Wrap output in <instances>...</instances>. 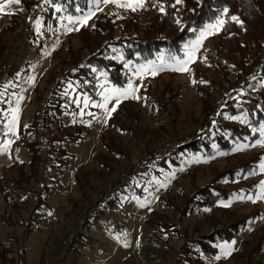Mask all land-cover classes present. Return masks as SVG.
<instances>
[{
  "label": "trees",
  "instance_id": "16d2710c",
  "mask_svg": "<svg viewBox=\"0 0 264 264\" xmlns=\"http://www.w3.org/2000/svg\"><path fill=\"white\" fill-rule=\"evenodd\" d=\"M89 1L20 0V4L28 13L42 17L45 25L55 26L61 17L83 14ZM142 1L140 9L120 19L114 14L98 15L91 25L72 34L78 46L68 40L66 46L52 52L53 67L43 88H35L32 102L37 107L31 122L26 127L18 126L19 142L27 151L28 162H14L6 168L10 177L3 175L0 179L4 204L0 223L12 231L8 239L14 240L12 246L0 238V264H26L24 241L33 223L44 234L37 264H50L56 255L54 248L64 235L83 214H90L70 251L85 246L88 242L83 233L88 231L89 222L105 215L125 194L142 195L148 181L160 180V172L153 167L175 164L179 154L225 156L221 166L210 163L205 168L198 164L194 170H187L192 190L162 200V210L171 214L151 211L144 222L151 230L166 235L160 243L179 264H205L207 257L216 256L217 244L234 239L259 215L257 207L250 213H239L218 203L241 193L255 194L264 182V150L250 154L233 151L238 145L260 139L264 132V0ZM8 17V23L0 28V77L4 76L5 82L15 80L19 71L11 42L24 30L17 14ZM218 19L224 23L213 36V52L189 68L190 88L197 95L199 107L177 127V102L185 89L174 82L173 74L167 81L162 77L164 72H159L140 89L137 98L123 99L116 105L99 135L101 149L93 157L92 168H79L72 177L74 195L67 200L69 208L53 214L47 199L49 193L66 192L63 178L68 166L65 157L71 155L68 147L84 140L83 127L61 124L66 112L65 90L70 86L94 100L102 80L124 89L131 72L159 59L181 56L182 47ZM11 89H2L0 84V116L6 110ZM144 115L152 120V126L144 124ZM163 146L166 150L158 151ZM134 156L141 159L138 169L132 165ZM258 171L259 179L246 180ZM122 182L124 185L114 192ZM31 198L34 204L25 222L22 210L26 211ZM203 209H209V213L190 224L189 216ZM154 238L149 236L148 242ZM215 264H264V225L242 241L237 251Z\"/></svg>",
  "mask_w": 264,
  "mask_h": 264
},
{
  "label": "rangeland",
  "instance_id": "374dc122",
  "mask_svg": "<svg viewBox=\"0 0 264 264\" xmlns=\"http://www.w3.org/2000/svg\"><path fill=\"white\" fill-rule=\"evenodd\" d=\"M142 2V0H90L88 9L83 14L61 17L55 26L51 23L45 25L42 17L28 13L20 3L11 5L7 2L3 3L6 6L4 11L0 12V28L8 23L9 15L17 14L20 17L18 21L23 25L24 30H22L23 35H16L11 42L13 61L16 60L20 63L19 71L14 76L15 80L12 78L5 82L4 76L0 77L2 89L7 86L12 88V91L7 94L6 110L2 111L0 116V179L3 175H7V178L10 177L6 168L14 162L19 164L28 162L27 151L19 142L18 126L22 124L26 127L31 122L32 115L37 107L32 102L35 97V88H43L48 72L53 67L51 63L52 52L59 47L66 46L68 40H71L74 46H78V42L76 38L72 37V34L76 33L81 27L91 25L92 20L98 15L102 13L114 14L117 19H120L125 17L128 12L140 9ZM129 4L132 7L126 6ZM40 7L41 5L38 6V9ZM90 13L92 15L89 17ZM85 17H89L86 23L83 22ZM216 22L217 20L207 25L216 24ZM207 25L196 34L192 41L182 47L181 56L159 59L156 63H150L138 71L131 72L129 83L124 89H117L102 80L99 82V90L94 100L87 95L77 93L70 86L65 90L64 93L67 98L66 112L61 116V124L64 127L74 125L83 127L84 140L68 147L71 155L65 157L68 166L65 169L63 178L66 192L59 190L58 192L49 193L51 195L47 199V204H49L53 214L58 211L63 213L69 208L67 200L74 195V190L71 188L74 173L79 168L91 169L93 157L101 149L99 135L105 129L110 116L105 108L96 105L104 104L106 97L108 98L106 108L111 110L118 104L117 99L120 102L123 99L133 98V96L137 97L140 89L146 87L148 81H152L153 77L159 72H164L163 79L170 80L169 74L171 73L174 82L185 89L177 102L180 111L177 127L182 126L187 116L199 107L197 95L190 88L192 83L189 77V68L193 63L201 61L213 52L215 46L213 36L222 26L219 30L213 29L214 34H208L201 40V32L206 29ZM197 41H199L198 45ZM181 68L187 70H179ZM1 71L2 69H0ZM129 84L132 85L131 94L127 98L119 95L129 89ZM85 101H87V106H85ZM144 117V124L149 127L152 126V120L148 116L144 115ZM55 126L56 124L52 125L53 128ZM29 138L32 139V136ZM165 147L159 148L158 151H162ZM163 150H166V148ZM262 150H264V132H262L260 139L252 143L238 145L233 149L234 152L240 151L248 154ZM224 157L221 153H217L211 158L203 157L201 153L179 154L174 159L175 164L167 162L166 168L153 167L160 172V180L157 183L148 181L142 195L125 194L116 206L108 208L105 215L100 216L94 222H89L86 226L88 231L83 233L88 243L85 246L72 249L62 264H179L177 262L178 258L164 244L160 243V240L167 238L166 235L151 230L150 226L144 222L150 218L151 211H163L171 214L169 210H162V200L170 198L173 194H178L182 190H192L187 170H194L198 164H202L205 168L210 163L221 166ZM140 160L137 156H134L132 160L134 168L138 169L141 166ZM48 171L51 173V170ZM260 177L258 171L255 175L248 176L246 180L253 181ZM47 184L51 186L49 182ZM122 185H124V182L113 188L114 192ZM35 188L38 190V187ZM262 191H264V187L259 185L255 194L241 193L234 195L228 201L218 203L220 206L235 209L239 213H250L257 207L259 215L250 221L244 229L240 230L234 239L217 244L216 256L207 257L205 264H215L217 261L225 260L232 252L240 248L242 241L249 239L256 230L264 225V197L261 196ZM33 204L34 198H31L29 205L25 208L26 211L22 210V217L25 222ZM3 205L0 195V216ZM39 212L42 213L43 210H39ZM208 213L209 209H203L195 215L189 216L188 222L194 224ZM11 232L9 228L0 223V238L8 241V245L13 246L14 240L8 239ZM20 232L18 231L19 237ZM149 236L155 237L154 240L148 242ZM43 237L44 234L42 236L39 225L33 223L29 235L24 241L27 250L25 254L26 264H35ZM57 248L58 246L54 250H57Z\"/></svg>",
  "mask_w": 264,
  "mask_h": 264
},
{
  "label": "snow or ice",
  "instance_id": "6c2138e0",
  "mask_svg": "<svg viewBox=\"0 0 264 264\" xmlns=\"http://www.w3.org/2000/svg\"><path fill=\"white\" fill-rule=\"evenodd\" d=\"M180 2H181V0H176V3H180ZM7 3H8L9 5H11V4H13V3H15V4H19V3H20V0H7ZM5 6H6L5 4L0 3V12H3V11H4ZM126 6H127V7H132L131 4L126 5ZM159 10L163 12L165 9H164L163 6H161ZM224 12L226 13V12H227V9H225ZM91 15H92V13L89 14V17H90ZM89 17H85V19H84L83 22L86 23V22H87V19H88ZM231 19H232V20H238L237 17H232ZM223 23H224V21H223L222 19H218L217 22H216V24H209V25H207V26H206V29H205L203 32H201V35H200L201 40H202L206 35H208V34H214V32H212V30H213V29L219 30L220 26H221ZM198 44H199V41H197V45H198ZM193 51H194V49H193ZM190 57H191V54H190ZM179 70H182V71H183V70H187V69H186V68H181V69H179ZM131 92H132V85L129 84V89L126 90L124 93H120L119 95H122V96H124L125 98H127V97L131 94ZM133 98H137V97H134V96H133ZM107 101H108V98L106 97V98H105V102H104V104H100V105H96V106L101 107V108H105V111H107L108 114H109V116H110V115H111V112H112V111H115V108H112L111 110H108V109L106 108ZM84 103H85V106H87V101H85ZM117 103H119V99H117ZM261 170L264 171V166H262ZM261 185H262V187H264V182H261ZM261 196L264 197V191H262ZM249 199H251V197H249Z\"/></svg>",
  "mask_w": 264,
  "mask_h": 264
},
{
  "label": "built area",
  "instance_id": "2783aa9c",
  "mask_svg": "<svg viewBox=\"0 0 264 264\" xmlns=\"http://www.w3.org/2000/svg\"><path fill=\"white\" fill-rule=\"evenodd\" d=\"M108 193L110 191H107ZM90 217V214H85L81 217L73 226V228L68 232L65 238L61 241L56 251V255L50 264H62L66 259L73 242L74 237L80 232V229L84 226L85 221Z\"/></svg>",
  "mask_w": 264,
  "mask_h": 264
},
{
  "label": "crops",
  "instance_id": "0c3cea01",
  "mask_svg": "<svg viewBox=\"0 0 264 264\" xmlns=\"http://www.w3.org/2000/svg\"><path fill=\"white\" fill-rule=\"evenodd\" d=\"M35 262H36V264H37V260H36Z\"/></svg>",
  "mask_w": 264,
  "mask_h": 264
}]
</instances>
